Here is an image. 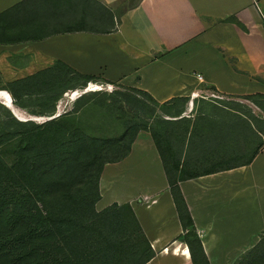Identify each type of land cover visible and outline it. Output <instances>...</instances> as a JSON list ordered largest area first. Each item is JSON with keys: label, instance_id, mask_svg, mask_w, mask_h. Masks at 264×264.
Masks as SVG:
<instances>
[{"label": "crops", "instance_id": "crops-1", "mask_svg": "<svg viewBox=\"0 0 264 264\" xmlns=\"http://www.w3.org/2000/svg\"><path fill=\"white\" fill-rule=\"evenodd\" d=\"M259 1L0 0L14 31L49 34L0 43V49L8 59L26 60L10 63L17 76L9 80L61 59L82 73L141 88L159 102L189 96L190 109L192 98L207 90L264 93ZM237 164L204 168L179 181L209 264H234L264 235V144L249 163ZM99 191L97 209L112 202L132 207L155 251L144 264H193L177 238L181 223L149 131L140 129L128 153L104 165Z\"/></svg>", "mask_w": 264, "mask_h": 264}, {"label": "trees", "instance_id": "trees-1", "mask_svg": "<svg viewBox=\"0 0 264 264\" xmlns=\"http://www.w3.org/2000/svg\"><path fill=\"white\" fill-rule=\"evenodd\" d=\"M8 14L0 12V43L49 35L14 31L6 21ZM233 21L240 24L235 18ZM0 80V89L7 90L16 107L31 115L52 116L39 122L20 120L0 100V264L146 263L155 251L130 204L112 202L101 209L95 206L104 165L123 158L140 129L150 132L159 152L182 227L177 238L187 244L193 264H209L179 181L201 174L191 170V165L239 134L258 139L239 162L249 163L264 144V116L250 109L248 115L231 110L226 101L220 102L222 106L210 104L213 114L200 106L197 112L221 123L214 134H200L182 114L189 96L159 102L135 86H118L121 88L109 92L83 91L71 108L56 115L57 102L66 91L84 89L88 82L97 80L114 83L82 73L61 59L31 74ZM245 97L264 113V93ZM124 104L133 110V117L144 118L124 120V128L114 135L88 129L85 111L93 108L100 115L107 111L120 118L125 117ZM227 114L230 120H226ZM233 115L234 120L230 117ZM186 147L195 149L193 157L183 154ZM234 264H264V235Z\"/></svg>", "mask_w": 264, "mask_h": 264}, {"label": "rangeland", "instance_id": "rangeland-1", "mask_svg": "<svg viewBox=\"0 0 264 264\" xmlns=\"http://www.w3.org/2000/svg\"><path fill=\"white\" fill-rule=\"evenodd\" d=\"M258 6L262 9L264 13V0H260L258 2ZM25 58H15L12 59L11 57L8 59L5 57L4 49H0V77L2 80H9V78H13L17 76V73L11 72L10 63L13 62H25ZM107 82H104L102 80H97V82H92L90 85L96 89H102L106 91H111L112 89H108ZM3 84V82L0 80V86ZM100 85V87L97 88V85ZM113 88H121L118 86H128L125 84H121L118 82L112 83ZM1 90V89H0ZM71 91H66L62 97L57 102V111H65L72 107V103L76 97V94L71 95ZM68 93V94H67ZM211 93L217 94L216 92H212L211 90H207V92H200L196 97L192 98V106H190V109H188V102L187 107L185 108V111L182 113L186 118L190 119L191 125L196 126L197 131L200 134L207 133V134H214L216 130L218 129L219 121L217 119H214L210 116H208L206 113H214L215 110L211 108L210 106H205L206 113L204 115H201L199 112H197V108H199L201 105L200 98L204 99H218L222 100L223 102L226 101L225 104H227L230 109L237 110L242 114L248 115L249 109L251 112H255V114L264 116L263 111L250 99L246 98L245 96L247 94H240V95H223V96H214ZM218 95V94H217ZM189 99H191L189 97ZM195 99V100H194ZM240 100L241 102H239ZM189 101V100H188ZM145 102L149 103L148 100ZM14 105V104H13ZM151 105V104H150ZM126 111H125V117L116 118L115 115H112V113H109L105 111L101 115L98 114L97 109L90 108L88 111H85L83 116L84 120L86 122V125L88 126V129L91 132L96 133H103L105 135H114L116 133H119L124 128L123 121L124 120H131V121H137L142 120L144 118L143 115L139 116H132L133 110L126 104H124ZM14 107H16L14 105ZM20 111V113H23L25 116L30 115L26 111L16 107ZM160 112V111H159ZM233 112V111H232ZM253 112V113H254ZM39 119L36 121H43L44 118H47V116H37ZM166 118H173L169 115H164ZM178 121V120H177ZM157 123V122H156ZM184 124V123H183ZM176 125H179L177 122ZM96 126H99V128H96ZM171 124H169V127ZM180 129H182V124L179 125ZM258 139L256 137H247L244 135H238V136H232L230 139L225 140L219 146L218 148H214L215 150L213 153H209L203 157L200 158L199 162L195 165H191V170L198 171L204 168L212 167V166H223L224 164H237L239 162H242L249 154V152L252 150V148L257 144ZM221 147V148H220ZM195 149L186 147V149L183 151V154L185 156L193 157L195 154ZM182 154V159L183 155Z\"/></svg>", "mask_w": 264, "mask_h": 264}, {"label": "bare ground", "instance_id": "bare-ground-1", "mask_svg": "<svg viewBox=\"0 0 264 264\" xmlns=\"http://www.w3.org/2000/svg\"><path fill=\"white\" fill-rule=\"evenodd\" d=\"M91 86V85H90ZM78 93V90H73V91H71V95H73V94H77ZM68 94V93H67ZM0 100L1 101H4V102H9V101H11V98H10V96L8 95V92L7 91H2V90H0ZM12 103V102H11ZM12 105H13V103H12ZM13 107H14V105H13ZM13 110H14V112L19 116V117H21V118H24L25 117V115L23 114V113H20V111L18 110V109H16V107H14L13 108ZM32 117H36L37 119H39L37 116H32Z\"/></svg>", "mask_w": 264, "mask_h": 264}, {"label": "built area", "instance_id": "built-area-1", "mask_svg": "<svg viewBox=\"0 0 264 264\" xmlns=\"http://www.w3.org/2000/svg\"><path fill=\"white\" fill-rule=\"evenodd\" d=\"M198 76H199V77H202L200 74H198ZM91 83H92V82H88V83H87V86H86L84 89H76V90H78V93L76 94V96H78V95H79L81 92H83V91H86V90H89V89H96V88L90 86ZM106 85H107V88H108V89H113V85H112V83L107 82ZM98 87H100L99 84L97 85V88H98ZM211 94L214 95V96H219V95L214 94V93H211ZM60 112H61V111H60ZM60 112L57 111V114H59ZM44 119H46V118H44Z\"/></svg>", "mask_w": 264, "mask_h": 264}, {"label": "water", "instance_id": "water-1", "mask_svg": "<svg viewBox=\"0 0 264 264\" xmlns=\"http://www.w3.org/2000/svg\"><path fill=\"white\" fill-rule=\"evenodd\" d=\"M4 90H6V89H4ZM7 91V90H6ZM2 103H4L11 111H12V113L15 115V117H17L18 119H20V120H27V119H33V120H37V118L36 117H32V116H37V115H27V116H25L24 118H21V117H19L15 112H14V110H13V105H12V103H11V101H9V102H4V101H2ZM56 115H57V112H56ZM52 116H50V117H47L46 119H49V118H51Z\"/></svg>", "mask_w": 264, "mask_h": 264}]
</instances>
